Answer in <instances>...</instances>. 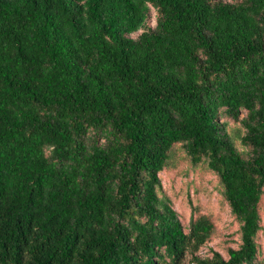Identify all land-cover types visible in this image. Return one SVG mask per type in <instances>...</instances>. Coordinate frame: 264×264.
<instances>
[{"label": "trees", "instance_id": "trees-1", "mask_svg": "<svg viewBox=\"0 0 264 264\" xmlns=\"http://www.w3.org/2000/svg\"><path fill=\"white\" fill-rule=\"evenodd\" d=\"M177 145L240 223L227 258L159 195ZM263 186L264 0H0V264H261Z\"/></svg>", "mask_w": 264, "mask_h": 264}, {"label": "rangeland", "instance_id": "rangeland-1", "mask_svg": "<svg viewBox=\"0 0 264 264\" xmlns=\"http://www.w3.org/2000/svg\"><path fill=\"white\" fill-rule=\"evenodd\" d=\"M223 2H238L239 0H218ZM156 25V12L151 15L146 26ZM138 33L132 37L136 38ZM245 112L242 113V116ZM220 121L227 123V133L235 139L237 148L246 156L247 147H244L240 138L245 131L239 122L229 117L221 116ZM159 174L161 188L159 195L170 200L171 206L177 212L181 224L187 232L191 219L206 216L214 226L212 235L207 242L195 253L199 258L211 257L214 252L227 258L230 248H237L240 244V223L231 214L229 205L222 195V187L216 173L206 167L205 163L193 165L181 145H177L171 152L167 167ZM261 229L256 236L257 260L264 264V186L263 195L259 203ZM180 264H197L194 255L186 253Z\"/></svg>", "mask_w": 264, "mask_h": 264}]
</instances>
